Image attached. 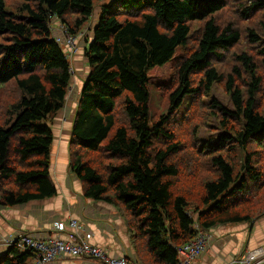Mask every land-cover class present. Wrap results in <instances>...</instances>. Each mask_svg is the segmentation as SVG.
<instances>
[{
    "label": "trees",
    "instance_id": "1",
    "mask_svg": "<svg viewBox=\"0 0 264 264\" xmlns=\"http://www.w3.org/2000/svg\"><path fill=\"white\" fill-rule=\"evenodd\" d=\"M99 1L0 0V208L58 196L50 124L77 54L54 30L81 34ZM92 37L69 168L85 200L125 222L135 253L125 257L178 264L197 227L264 216V0H114L101 6ZM152 85L170 101L167 115L150 112ZM216 85L232 110L206 102ZM202 130L217 135L200 139ZM34 259L14 245L0 264Z\"/></svg>",
    "mask_w": 264,
    "mask_h": 264
},
{
    "label": "crops",
    "instance_id": "2",
    "mask_svg": "<svg viewBox=\"0 0 264 264\" xmlns=\"http://www.w3.org/2000/svg\"><path fill=\"white\" fill-rule=\"evenodd\" d=\"M92 36L93 31L91 35L90 33L87 34L86 38L90 37L89 41L84 42L83 40L86 41V38L81 39L82 37L78 39L79 51L75 56V73L72 85L74 84L76 88H81V90L89 72L87 61L83 55L88 44L92 41ZM80 92L78 96H80ZM72 107L75 108V104L70 106V108ZM71 128L72 122L67 127L68 135L63 136L58 143L59 145L54 149L55 154L58 151L57 163L62 168L67 166L69 160L67 149ZM59 177L60 185L53 179L58 191L57 197L45 201L30 202L12 209L0 208V237L3 239L16 238L22 234H28L44 238L53 234V224L59 220L71 219L68 216L77 220L86 218L88 219L87 221L84 220L86 227L94 233L93 244L106 247L111 255L133 257L135 253L130 245L127 228L122 219L115 213L114 208L90 200L84 201L83 197L78 195V190L81 189L78 180L74 184L76 191L73 194V186L70 188L67 182L62 183V176ZM65 198H67L70 207L74 205H78V207L76 212H69L65 219H61L64 216ZM210 232L214 236L213 240L205 253L194 264H229L235 257L247 250L253 251L257 248H264V216L256 219L253 226L249 225L248 229L244 225L219 226ZM1 247L0 256L7 249L4 246ZM71 263L100 264L97 260L90 262L77 259Z\"/></svg>",
    "mask_w": 264,
    "mask_h": 264
},
{
    "label": "built area",
    "instance_id": "3",
    "mask_svg": "<svg viewBox=\"0 0 264 264\" xmlns=\"http://www.w3.org/2000/svg\"><path fill=\"white\" fill-rule=\"evenodd\" d=\"M56 30L58 32L54 35L56 42L66 47L69 57H74L79 51L78 39L83 36L84 31L75 36L65 26H60ZM197 230V237L177 250L178 264H194L210 246L213 234L204 232L199 227ZM52 233L44 238L22 234L16 238H4L0 243L6 248L15 245L21 251H33L34 264H72L71 261L76 259L90 262L97 260L100 264H136L134 259L131 261L125 256H111L106 247L93 244V231L77 219L55 222ZM229 264H264V248L247 250Z\"/></svg>",
    "mask_w": 264,
    "mask_h": 264
},
{
    "label": "rangeland",
    "instance_id": "4",
    "mask_svg": "<svg viewBox=\"0 0 264 264\" xmlns=\"http://www.w3.org/2000/svg\"><path fill=\"white\" fill-rule=\"evenodd\" d=\"M113 1L114 0H102V1L97 2V4L95 5V9H94L93 15L90 18L89 23L87 24V26L84 28L83 36H82L81 39L86 38L88 33H90V35H91L92 31L94 30V28L96 26L95 23H97V21H98L99 14H100V11H101V6H103V5H109ZM94 24H95V26H94ZM52 25L54 27H56V28H58V26H59L57 21H53ZM54 32L55 33H58L57 30H54ZM89 39H90V37L86 38V41L85 40H83V41L84 42H87V41H89ZM228 60H230V58ZM163 74H165V73H163ZM152 84L160 85L157 82H154ZM80 90H81V88L78 89V88L75 87L74 84L73 85L71 84V88H70L68 97L66 99V104H65L64 109L61 111V113L59 114V116L56 119H54L52 121V123L50 124V126H51V128L53 130L54 136H55V144H54V147L52 148V168H51V174H52L53 179L55 180V182L58 185L61 184L60 177H59L61 175L62 176V183L67 182L69 184V187L70 188L73 186V191H72L73 194H75V191H76V189L74 188L75 187L74 184L77 181V179L74 176V174L71 173V169L69 168V160H68L67 166L62 168V166H60V164L57 163L58 151L55 154L54 149H55V147L57 145H59L58 143L60 142V139L63 136H67L68 135L67 127H69V125L73 121L74 112H75L74 109H76V107H77V103H78V100H79L78 94H79ZM164 94H165V92L162 91V90H160L158 87H156L154 85H152L150 87V112L152 113V115L163 116V115H167L169 113L170 101L169 100L167 101L164 98ZM213 100H217L220 104H222L224 107H226V108H228L230 110L233 109V107L231 105V102H230L229 95H227L224 92V90L222 88H220V86H217L216 85L213 88V92L211 93L210 97L206 99V102H212ZM189 102H190V99H189V101L185 102V104L183 105V107H181L180 111L176 115V118H179V116H178L179 113L181 114L188 107ZM72 104H75V108H73V107L70 108V106ZM210 124H212L213 126L217 125V123L213 120V118L211 119ZM216 135L217 134L212 135V134H209L208 131L202 130V131H200L199 138L200 139L209 140L212 136H216ZM67 158L69 159V157H67ZM176 188H178V187L176 186ZM78 191H79V194L78 195H81L82 196L81 189L78 190ZM192 191L193 192H192L191 198H192V200L197 201L199 199L198 194H197V192H196L195 189H192ZM84 201H87V200L84 199ZM77 207H78V205H74V206L70 207V204H69L67 198H65V203H64V216L61 219H65L67 213H69V212H76L77 211ZM85 209H86V207H85ZM115 213L118 214V211L115 210ZM118 216H119V214H118ZM68 217H70L72 219H75V218H73L71 216H68ZM79 220H81V218H79ZM84 220L87 221L88 219L84 218L81 221L84 223ZM122 221H123V219H122ZM239 225H244L246 229L249 228V225L251 226L250 223L238 224L236 226H239ZM223 226L224 227H232L233 225H223ZM2 239H3V237H0V241ZM2 244L3 243H0V248H2L1 247ZM4 248H6V247L4 246ZM245 252H243V253H245ZM5 254H6V250H5L4 254L1 255V256H4Z\"/></svg>",
    "mask_w": 264,
    "mask_h": 264
},
{
    "label": "water",
    "instance_id": "5",
    "mask_svg": "<svg viewBox=\"0 0 264 264\" xmlns=\"http://www.w3.org/2000/svg\"><path fill=\"white\" fill-rule=\"evenodd\" d=\"M254 223V222H253ZM253 223H251V226H253Z\"/></svg>",
    "mask_w": 264,
    "mask_h": 264
}]
</instances>
